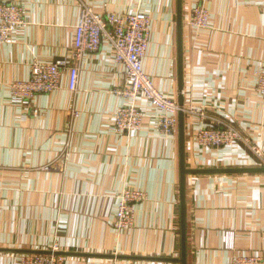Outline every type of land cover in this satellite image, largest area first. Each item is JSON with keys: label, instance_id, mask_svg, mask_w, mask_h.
I'll use <instances>...</instances> for the list:
<instances>
[{"label": "crops", "instance_id": "1", "mask_svg": "<svg viewBox=\"0 0 264 264\" xmlns=\"http://www.w3.org/2000/svg\"><path fill=\"white\" fill-rule=\"evenodd\" d=\"M11 3L27 25L0 45V264L55 248L64 264H181L179 115L177 134L166 138L158 130L162 111L139 98L141 131H118L115 114L127 102L114 90L124 87L125 68L108 44L84 58L76 93L67 69L56 92L26 103L14 102L9 87L28 80L35 62L71 59L83 5L104 16L143 12L150 18L144 72L186 111L185 168L264 169V100L255 91L264 69V0H182V88L178 0H0ZM202 3L209 27L191 29V12ZM221 122L257 153L241 142L200 146L198 130ZM50 164L64 169L44 170ZM126 190L147 200L134 206L133 227L118 232ZM185 198L187 264L264 259V173L187 175Z\"/></svg>", "mask_w": 264, "mask_h": 264}, {"label": "built area", "instance_id": "2", "mask_svg": "<svg viewBox=\"0 0 264 264\" xmlns=\"http://www.w3.org/2000/svg\"><path fill=\"white\" fill-rule=\"evenodd\" d=\"M210 12L202 3L193 8L189 27L195 30L208 29ZM27 25L23 9L16 3L0 4V45L11 41L19 27ZM150 40V18L143 12H136L123 17L114 14H97L91 6L83 5L79 24L75 28V40L69 61L46 64L35 62L31 65V75L28 80L15 81L10 84V94L14 102L26 103L38 95H50L60 88V77L63 69L68 70L69 89L76 93L79 83L80 67L89 54L100 51L103 44H108L114 52L117 64L125 68L124 87L114 90V94L127 102L115 114V124L122 133L141 131L144 113L138 108L139 98L146 99L153 107L162 111L158 119V130L166 138L177 134L178 115L186 112L172 99L165 97L155 87L152 78L144 72L143 61ZM256 93L264 100V69L257 74ZM201 119L206 114L190 111ZM74 117L78 116L73 111ZM197 143L205 148L220 149L243 143L257 153L248 138L236 127L221 122L217 127L202 126L196 134ZM65 153L59 161L62 162ZM64 169L62 164H50L44 170ZM147 200L142 191H124L119 197L118 209L114 220V228L121 232L133 227L136 204ZM51 254H24L21 264H64L65 256L56 255L57 249ZM230 264H264V259L253 256H234Z\"/></svg>", "mask_w": 264, "mask_h": 264}, {"label": "water", "instance_id": "3", "mask_svg": "<svg viewBox=\"0 0 264 264\" xmlns=\"http://www.w3.org/2000/svg\"><path fill=\"white\" fill-rule=\"evenodd\" d=\"M178 39H179V56H180V87L182 88V0H178ZM180 106H183L181 99ZM184 112L179 114V137H180V159H181V241H182V258L181 264H187V243H186V198H185V178L187 175L198 174H244V173H264V169H230V170H187L185 168V148H184ZM25 254H51V252H34L26 251ZM56 255L64 256L61 253Z\"/></svg>", "mask_w": 264, "mask_h": 264}]
</instances>
